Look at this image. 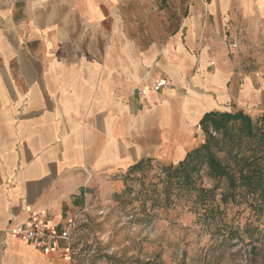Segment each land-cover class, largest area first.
I'll list each match as a JSON object with an SVG mask.
<instances>
[{
  "label": "crops",
  "instance_id": "crops-1",
  "mask_svg": "<svg viewBox=\"0 0 264 264\" xmlns=\"http://www.w3.org/2000/svg\"><path fill=\"white\" fill-rule=\"evenodd\" d=\"M146 72L168 87L140 98ZM238 110L264 113V0H0V264H66L8 229Z\"/></svg>",
  "mask_w": 264,
  "mask_h": 264
},
{
  "label": "rangeland",
  "instance_id": "rangeland-1",
  "mask_svg": "<svg viewBox=\"0 0 264 264\" xmlns=\"http://www.w3.org/2000/svg\"><path fill=\"white\" fill-rule=\"evenodd\" d=\"M160 16L159 10L149 19ZM204 140L199 129L188 151ZM151 158L145 178L125 168L97 176L84 189L71 216L76 228L70 255L62 256L66 264H264V209L229 202L204 218L184 199L152 205L159 167L178 161L172 154Z\"/></svg>",
  "mask_w": 264,
  "mask_h": 264
},
{
  "label": "trees",
  "instance_id": "trees-1",
  "mask_svg": "<svg viewBox=\"0 0 264 264\" xmlns=\"http://www.w3.org/2000/svg\"><path fill=\"white\" fill-rule=\"evenodd\" d=\"M199 126L204 142L177 163L159 167L154 183L159 188L149 198L152 205L169 206L173 199H184L204 218L215 217L220 205L229 202L264 209V113L254 120L241 110L211 111ZM151 160L130 164L127 175L139 173L145 178ZM204 177L213 183L206 186Z\"/></svg>",
  "mask_w": 264,
  "mask_h": 264
},
{
  "label": "built area",
  "instance_id": "built-area-1",
  "mask_svg": "<svg viewBox=\"0 0 264 264\" xmlns=\"http://www.w3.org/2000/svg\"><path fill=\"white\" fill-rule=\"evenodd\" d=\"M236 45V41H232ZM149 72L142 77L140 86L136 89L138 97L142 98L147 89L161 91L168 87L165 79L157 78L151 83L148 82ZM76 228V222L73 218H68L61 226L50 225L42 211H32L27 217L14 224L8 229L10 236L32 245L45 255L59 253L64 258L70 255V235L71 231Z\"/></svg>",
  "mask_w": 264,
  "mask_h": 264
}]
</instances>
